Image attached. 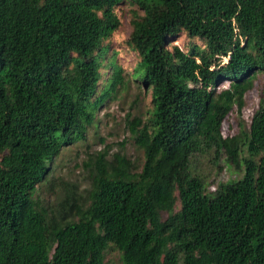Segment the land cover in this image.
I'll return each instance as SVG.
<instances>
[{
  "label": "trees",
  "instance_id": "1",
  "mask_svg": "<svg viewBox=\"0 0 264 264\" xmlns=\"http://www.w3.org/2000/svg\"><path fill=\"white\" fill-rule=\"evenodd\" d=\"M123 5L150 90L129 128L142 163L98 152L40 198L53 160L125 87L119 51L107 56ZM257 75L264 0H0V264H105L107 246L122 264H264V82L247 134H221ZM213 149L243 173L209 195L188 164Z\"/></svg>",
  "mask_w": 264,
  "mask_h": 264
},
{
  "label": "rangeland",
  "instance_id": "2",
  "mask_svg": "<svg viewBox=\"0 0 264 264\" xmlns=\"http://www.w3.org/2000/svg\"><path fill=\"white\" fill-rule=\"evenodd\" d=\"M131 8L134 7L121 6L122 26L107 43L109 45L107 56L114 50L119 51L116 61L118 67L121 68L125 87L97 110L93 125L86 129L84 140L62 149L53 160L46 180L38 188L37 196L40 198L52 201L54 196L60 193V182L79 183L86 173L83 163L89 157L93 158L98 152L120 151L135 165L140 166L142 163V154L133 146L129 128L136 119L142 121L147 117L150 90L133 77L137 59L124 48L123 41L130 32ZM185 42L187 41L181 36L174 44L183 48ZM263 82L264 77L257 75L253 88L243 98L241 108L238 110L233 108L223 120L221 124L223 137L238 133L247 134L250 119L258 107ZM225 86L226 84H223L222 87ZM188 172L204 183L205 191L209 195L218 189L220 184L237 180L243 173L227 163L225 155L218 149L192 154L189 159ZM177 210L178 203L175 204L173 212ZM165 216V213L162 214V217ZM103 255L105 264H122L119 252L110 246H107Z\"/></svg>",
  "mask_w": 264,
  "mask_h": 264
}]
</instances>
